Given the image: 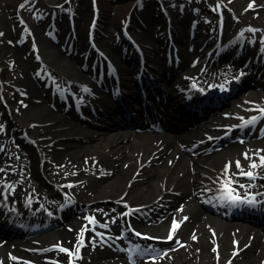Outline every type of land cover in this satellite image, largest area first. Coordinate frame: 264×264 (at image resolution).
Segmentation results:
<instances>
[{
	"label": "bare ground",
	"instance_id": "6f19581e",
	"mask_svg": "<svg viewBox=\"0 0 264 264\" xmlns=\"http://www.w3.org/2000/svg\"><path fill=\"white\" fill-rule=\"evenodd\" d=\"M24 1L0 0V31L6 30L9 34L7 40L0 38V65L6 70L4 59L11 58L18 62V67L10 69L9 82L19 87L20 97L13 96V89L9 88L10 97L8 100L5 98V102L20 108V111L22 110L19 105L20 99H24V103L29 104L26 118L19 116L13 118L20 126L18 134L27 132L38 147L36 151L30 149L25 154L14 144L8 143L9 150L6 144L5 154L2 153L0 156L2 169L0 226L10 223L23 230L17 237L7 240L0 238V264H69V256L59 251V247L73 250L82 229L85 226L89 229L93 228L91 224L86 223L89 217H93L99 225L105 224V219L110 217L112 223H107V228L98 225L95 231H84L85 246L80 249V259H74V264H130L127 255L124 254L123 243H120L115 236L116 224H121L122 229L125 230L127 220L139 221L147 218L148 221H156L162 217L165 209L167 214L173 210L180 198H185L186 208L178 215V220L181 219V222L180 227L177 228L179 234L174 240L180 242L178 247L167 241L155 244L156 247L150 252L156 251V254H150L136 264H229V261L231 264H264V236H258L253 231L247 230L240 222L211 214L203 207V202L207 201L211 194L227 196V189L220 190L224 180L225 165L232 163L229 175L239 172L236 168L237 160L230 157L233 147L206 153L203 145L190 155L179 145L169 144L165 137L161 136L155 139L150 134H145L132 142L125 141L120 132L125 120L121 115L122 107L119 101L114 100L112 93L106 94L99 87L90 90L92 81L88 75L91 69L82 68L84 61L81 54L93 51L88 40L94 12H97L99 35L95 36V41L99 50L111 59L112 70H115L112 73L120 77L122 89L124 88L125 91L122 102L137 118L140 107L143 108L137 91L139 87L137 77L147 68L140 70L137 64L133 68L131 67L133 64H128L127 59L123 57L124 48L119 36L127 19L138 15L143 21L141 26L137 25L139 29L133 32V35L137 36V44L145 51L141 62L147 61L150 77L166 83L170 80L169 84L174 93L171 100L177 106L185 95L181 91L184 74L180 76L179 71L191 66L193 61L198 63V69L185 76L190 79H186V84L192 91L199 86L196 75L203 72L204 66L211 64L212 60H209L208 53L216 43L215 37L213 38L215 33H212L213 27L203 25L207 22L202 20L203 24L199 26L192 42L197 46L193 58L188 54L181 62L174 60L168 62L162 55L164 52L162 46L171 34L182 44L188 42L193 28L188 22L189 19L180 18L182 22H172L171 28L166 22L165 12L157 9L160 5H155V0H97V3L92 0H75L73 2L77 13L73 47L75 50L68 55L67 47L65 49L61 46L70 31L68 18L64 19L61 16L57 21L58 24L52 23V30L57 29V33L63 38L59 42L61 45L49 40L47 35L49 19H46L47 15H52L56 7L62 6L66 0H31L25 3L22 13L30 25L32 35L24 46H17L14 40L17 41L19 32L13 33L11 24L17 19L14 16L15 11L19 10L18 7ZM137 1L144 3V10L140 11L136 7ZM256 1L252 8H248L251 9L249 12L251 15L264 3V0ZM198 2L197 8L193 10L200 11L202 16H205L206 12L212 15L217 13L209 8L211 6H206L204 0ZM174 3H180L181 7L185 0H171L166 6L172 8ZM245 5L247 6V3ZM244 8L234 4L228 14L226 12L224 15V11H220L222 15L220 18H228V23L227 28L223 26L219 31V36H222L226 30L230 34L232 30L251 25L249 19H243L239 15ZM183 9L186 13L185 9L189 8ZM176 11H179V8ZM236 18H239V21ZM252 19L254 21L251 22L262 26V22L255 20L254 17ZM109 24L112 25L113 31L117 32L116 35H106ZM216 29L219 30V27L217 26ZM240 36L239 32L229 35L235 39L234 43L241 42ZM72 39L73 37L70 38ZM258 39L256 45L252 40L242 43L243 49L234 59L235 64L242 61L239 64L242 71L252 72L256 62H258V70L264 69V61L257 59L264 47L261 32ZM10 40L14 41L13 44H9ZM32 46L40 48L39 53L46 66H43L42 62L36 64L31 61L32 54L29 53L32 52L30 49ZM234 54L235 52L232 55ZM243 61L244 64L250 65H243ZM47 66L54 78L77 81L76 88L73 89L77 93L76 99L86 97L91 104L97 105L106 113L100 112L97 117L94 114L89 116L85 123H79L71 113L63 112L61 109L55 112L53 107H60V101L45 90L42 82L44 76L48 74ZM130 67L132 71H128ZM214 67L213 65L212 68H206L209 70L208 74L212 70L222 84L228 80L227 75L233 76L232 71L238 74L236 68L229 70L226 75L215 71ZM259 73L261 72L257 71V74L251 75L253 79L258 76L255 81L260 85L254 92L255 102L248 97L236 100L233 109H227L226 113L229 115L219 114V127L213 136L211 134L192 136L195 141L214 138L206 142L205 145H209L216 139L215 136L223 134L225 129L261 115L257 109L264 106V82L260 79ZM208 74L204 73L201 77ZM83 87H86L85 91ZM13 97L17 101H14ZM134 103L139 109L133 108ZM25 112L23 111V115ZM33 123L41 124L40 127L35 128L36 132L30 130V124ZM195 134L196 132L193 133ZM256 145L264 149V142ZM250 147V145L244 147L249 155L253 153ZM8 151L10 154L19 152L22 154L21 159L15 155L12 159L14 164H6L4 160L8 156ZM259 153L264 156V151ZM39 154L56 162L52 165H42V163L40 165ZM59 159L62 161L59 162ZM241 167L244 171H248V167L244 165ZM254 172L258 177L255 180L238 174L234 177L231 187L236 189L242 199L247 192L249 199L255 197L257 200L259 192L262 191L258 186L264 189V167H257ZM261 179L262 185H260ZM239 184L252 186L240 188ZM68 185L72 186L68 187ZM72 207H80L89 212L80 215L72 213L68 218L60 217L65 210H71ZM114 207H118L120 212L116 213ZM139 212L147 213L141 215ZM176 213V210L171 213L163 224H151L153 227L158 226L152 230H160L161 227L168 230L167 233L157 232L154 234L155 237L168 240L170 224L174 219L176 220ZM184 217H187V220H184ZM61 221H64V224L53 231H36L40 223ZM96 232L102 233L103 238L106 234L110 235L113 242L107 245L105 238L102 242L101 237L95 235ZM193 234L195 240L192 239ZM93 240L95 244L91 243ZM163 247L167 248L166 255L161 252ZM144 251L147 252L148 249Z\"/></svg>",
	"mask_w": 264,
	"mask_h": 264
},
{
	"label": "snow or ice",
	"instance_id": "6c2138e0",
	"mask_svg": "<svg viewBox=\"0 0 264 264\" xmlns=\"http://www.w3.org/2000/svg\"><path fill=\"white\" fill-rule=\"evenodd\" d=\"M231 2V0H230ZM254 6V0H252V3L249 4V8H252ZM23 7V5H22ZM249 31H254L252 29H248ZM0 35H3L2 33H0ZM264 42V41H262ZM193 87H195V85H193ZM221 88L223 89V85H221ZM257 111H259L261 113V116H264V106L260 107L257 109ZM258 118L257 117H253L251 120L247 121L248 124H253L256 122ZM264 151V150H262ZM244 158L245 159H250V157L248 156L247 153L244 154ZM259 160V164L255 161L252 160L248 166V171H244L243 168L241 167L240 161L237 160L236 161V168L239 170L238 173H234L232 175H229V171L231 169V162H229L228 164L225 165L224 168V172H223V176H224V180L222 182V187H221V191H224L225 189H227V196L226 197H222L223 199L227 200V203L232 205V206H238L239 204H243V203H247L249 205H252L255 203V197H252L251 199L248 198L247 192H245L244 194V198L241 199L239 193L236 192V189L231 187V185L234 183V177L238 174L240 176H246L247 178H249L250 180H255L257 179V174L254 172V170L257 167H264V156H259L258 157ZM72 185H68V187H71ZM252 185L246 186L244 184H239L240 188H246V187H251ZM182 210V209H181ZM184 220H187V217H184ZM89 224L93 225L94 227L89 229L87 226H85L84 229H82L79 238L77 240V244L74 246L73 250H69L63 247H59V251L61 252H65L70 260H69V264H72V257L76 256L77 258L79 257V253H80V249L82 247H84V231H95V226H96V221L93 217H89L88 218ZM115 222V221H113ZM99 227L102 228H107V223L105 224H100ZM179 227V223L174 219L170 232H169V236L167 237L168 240H172L173 239V233L176 231V229ZM137 236H139V233H135ZM96 236L101 237V241L103 242V234L96 232L95 233ZM145 239H150L149 237H144ZM192 239H196L195 234H193ZM91 243L95 244V240L91 241ZM177 243L179 244L180 242L177 240ZM183 247V245H181ZM213 251H216V249H213ZM166 255V253H165ZM134 264V261H133ZM229 264H231V261H229Z\"/></svg>",
	"mask_w": 264,
	"mask_h": 264
},
{
	"label": "rangeland",
	"instance_id": "374dc122",
	"mask_svg": "<svg viewBox=\"0 0 264 264\" xmlns=\"http://www.w3.org/2000/svg\"><path fill=\"white\" fill-rule=\"evenodd\" d=\"M209 2H213V0H208ZM230 0H228V2H229ZM247 1L248 0H231V3H230V5L231 6H233L234 4H237L239 7H241V8H244L246 5V3H247ZM207 2V1H206ZM249 2V1H248ZM115 5V4H114ZM112 10L113 11H115V9L114 8H112ZM20 12L22 13V9L20 10ZM260 15V18H262V20H264V12H262L261 11V13H259ZM19 18V17H18ZM19 20L21 21V19L19 18ZM24 22H21V23H12L11 24V29H12V31H15V29H26V26H24ZM108 29H110V26L108 27ZM14 33V32H13ZM108 33H109V30H108ZM8 32L5 30V32H3V35H2V39L3 40H5V38L6 37H8ZM48 43V42H47ZM49 44V43H48ZM19 114V113H18ZM27 114H28V112L26 111L25 112V114L24 115H18V116H21L20 118H26L27 117ZM238 141H244V142H246L247 140L246 139H244V138H240V139H238ZM249 143H250V141H248ZM233 144H236V142L235 143H233ZM250 144H252V143H250ZM244 146L242 147V148H240L239 146H236V145H233V148L231 149V151H230V157H232V159L234 160V159H236V160H239L240 161V164L241 165H244V166H249V164H250V162L252 161V160H255L258 164H259V160H258V157L260 156V153L259 152H262V148L261 147H257V146H254V145H251V147H250V150L253 152L252 154V157L250 158V159H245L244 158V149H246V148H244V147H247L246 146V144H243ZM252 148V149H251ZM59 162L60 161H62L61 159H59L58 160ZM183 200H181V203L184 205V203H185V198H182ZM182 205V206H183ZM179 211V210H178Z\"/></svg>",
	"mask_w": 264,
	"mask_h": 264
}]
</instances>
